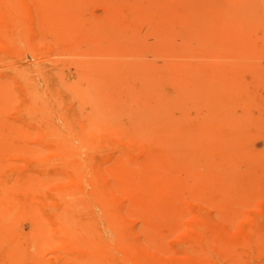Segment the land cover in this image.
<instances>
[{
  "label": "rangeland",
  "instance_id": "rangeland-1",
  "mask_svg": "<svg viewBox=\"0 0 264 264\" xmlns=\"http://www.w3.org/2000/svg\"><path fill=\"white\" fill-rule=\"evenodd\" d=\"M235 135L264 149V0H0V264H264V163L206 174Z\"/></svg>",
  "mask_w": 264,
  "mask_h": 264
},
{
  "label": "bare ground",
  "instance_id": "bare-ground-1",
  "mask_svg": "<svg viewBox=\"0 0 264 264\" xmlns=\"http://www.w3.org/2000/svg\"><path fill=\"white\" fill-rule=\"evenodd\" d=\"M57 5H58L57 3L54 4L55 7H57ZM159 6L160 5L158 4H154L152 11L160 13V11L163 10V7L162 6L159 7ZM68 10L78 15L81 9L79 7V4H73L72 6H69V8L68 7L66 8V12ZM76 94L80 98V103L84 104L86 102V97L84 95V92H81L80 90H76ZM32 97H33V100L37 99L35 95H33ZM37 112L41 113L40 108L37 110ZM245 141L246 140L241 138L239 135L238 136L235 135V139L232 140V144L227 150V153H226L227 155L225 156L231 160L229 161V164H230L229 167H227L226 169H220L217 167H213V169L211 168L212 172H210V170L207 171L206 174L208 177L207 176L206 177L215 181L216 183H219L220 186H227L228 184H237L238 176L244 169H247V172L249 171V169H251L249 171V174L256 173V171L254 170V165H256L257 163L259 164L264 163V154H263L264 149H260L261 138L251 143V146L252 145L254 146V149L256 150V152L252 154V156L246 155V157L243 158L241 156V153H239V149H241L243 146H246L248 150V143L244 144ZM175 149L171 152H175ZM243 159H244V162H241ZM204 170L205 169L202 170L203 173H204ZM254 175L252 179H255ZM199 176L201 175L199 174ZM63 206L70 207V213L67 215H65V213H61L57 218L59 220V223L63 224L64 221L68 223L72 221L76 222V220L80 221L81 218L79 217L78 213L81 212L82 208H80L79 204L73 197L71 199L66 198ZM33 216H34L33 214L28 215L26 213H22L19 217L22 220L21 224L24 222V220L31 218ZM27 221L33 222L32 220H27ZM39 234H40L39 236H43L44 232H40ZM15 244H16V241H12V242H9L8 246L12 247ZM15 250H17V253L14 255L12 253L11 264H19V261H20L19 256L22 252H24L22 249L19 250L18 248L14 249V251Z\"/></svg>",
  "mask_w": 264,
  "mask_h": 264
}]
</instances>
